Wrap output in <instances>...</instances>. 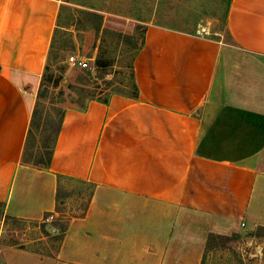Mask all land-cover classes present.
Wrapping results in <instances>:
<instances>
[{
  "label": "crops",
  "instance_id": "0c3cea01",
  "mask_svg": "<svg viewBox=\"0 0 264 264\" xmlns=\"http://www.w3.org/2000/svg\"><path fill=\"white\" fill-rule=\"evenodd\" d=\"M59 10L58 0H0L3 215L67 225L55 251L39 244L54 233L29 251L5 246L9 264H200L191 216L246 226L259 214L264 0L231 1L230 41L150 25L138 96L66 107L51 166L40 168L24 152ZM65 180L91 186L82 215L57 211Z\"/></svg>",
  "mask_w": 264,
  "mask_h": 264
},
{
  "label": "rangeland",
  "instance_id": "374dc122",
  "mask_svg": "<svg viewBox=\"0 0 264 264\" xmlns=\"http://www.w3.org/2000/svg\"><path fill=\"white\" fill-rule=\"evenodd\" d=\"M231 1L58 0V21L40 90L42 121L48 117L51 123L57 121L65 114L66 107L85 108L92 101L108 103L115 95L137 97L135 61L145 43L144 34L135 33L138 26L147 30L154 24L230 41L227 15ZM124 24L134 26V32L120 29ZM132 34L135 37L127 36ZM72 55L89 61V67L71 66L69 58ZM30 144L28 161L37 162L45 157L40 130H34ZM64 183L69 188L62 189L60 212L82 215L88 205L91 186L71 180ZM258 206L259 214L246 226L234 222L221 226L216 218L198 213L191 216V239L204 251L200 264H264V230L260 229L264 226L259 216H264V193ZM60 217L48 223H27L4 218L0 207V264H9L5 246L29 251L30 241L52 233L55 236L39 244L42 246L46 241L55 251L62 237L57 225ZM234 230H239L241 236L231 240L228 246L223 247L224 242L218 241L213 249L207 250L211 234L226 235L223 233ZM186 242L189 241H183Z\"/></svg>",
  "mask_w": 264,
  "mask_h": 264
},
{
  "label": "trees",
  "instance_id": "16d2710c",
  "mask_svg": "<svg viewBox=\"0 0 264 264\" xmlns=\"http://www.w3.org/2000/svg\"><path fill=\"white\" fill-rule=\"evenodd\" d=\"M139 32H142V34H144L143 37H145L146 29H143L142 27L138 26L135 30V33H139ZM127 36L130 38L135 37L134 34L127 35ZM41 87H42V85H41ZM41 87H40V90H41ZM40 90L38 92V100L36 103V107H35V110L33 113L32 121H31V127H30L28 137L26 140V147H25V152H24V161L26 163L34 164L40 168H48L51 166L56 142H57L58 136L60 134V131L62 129V125H63V121H64V114H62L61 117L57 121H54L52 123L50 122L49 117L46 118L44 121H42V119H41L42 116L40 114V108H41V101H40L41 91ZM36 129L40 130L41 135L43 136V139H44L43 149L45 152L44 153L45 157H43L42 159H40L37 162H31V161L27 160V157L29 156L31 139L33 138L34 130H36ZM61 196H62V193L60 190V191H58V202L61 199ZM2 206H3L2 203H0V207H2ZM57 211L60 212L59 207H57ZM49 215H51V214L48 213L46 215V217ZM60 221H58V223H57L58 228L60 229V231L64 232L66 230L67 225L63 221H61L62 223ZM260 229L264 230V227H261ZM240 236L241 235H239L238 232H234V233H231L229 235H218V236L211 234L208 238L206 248H207V250L213 249L216 246L218 241H222V243L224 242L222 246L226 247V246H228V243L231 240L233 241L235 238H238Z\"/></svg>",
  "mask_w": 264,
  "mask_h": 264
},
{
  "label": "built area",
  "instance_id": "2783aa9c",
  "mask_svg": "<svg viewBox=\"0 0 264 264\" xmlns=\"http://www.w3.org/2000/svg\"><path fill=\"white\" fill-rule=\"evenodd\" d=\"M69 64L71 66L80 67V68H88L89 67V61H87L86 59H84L82 57L76 56V55H72L69 58ZM56 217L57 216L55 214H51L43 220V223H48V222L54 220ZM243 225H244V223H243Z\"/></svg>",
  "mask_w": 264,
  "mask_h": 264
}]
</instances>
